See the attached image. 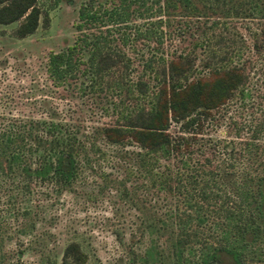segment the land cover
Returning a JSON list of instances; mask_svg holds the SVG:
<instances>
[{
  "label": "trees",
  "instance_id": "1",
  "mask_svg": "<svg viewBox=\"0 0 264 264\" xmlns=\"http://www.w3.org/2000/svg\"><path fill=\"white\" fill-rule=\"evenodd\" d=\"M126 1L119 0V8L102 10L94 0H86L77 9L76 31L81 33L85 23L100 21L101 11L114 21H124ZM177 1L194 9L190 0ZM261 1L250 0V12L264 18ZM39 18L42 23L47 21L37 0H0V24L17 23L12 31L16 38L33 33ZM138 31L136 36L146 39L157 35L155 30ZM259 33L264 44V25ZM90 35L78 34L71 45L48 53L45 72L53 85L73 78L82 64L89 84L105 69L108 56L103 50L108 42L100 34ZM82 50L85 60L79 56ZM115 55L127 59L122 53ZM181 59H169L165 76H154L146 110L140 107L132 118L123 116L126 124L102 127L98 134L112 145H135L140 150L135 152L139 157L136 171L149 175L159 190L171 193L172 205L150 226L154 232L169 227L175 234L173 264H264V108L258 105V115H243L254 100L253 82L249 83L241 63L217 65L190 78L189 67ZM145 65L149 68V62ZM132 89L142 97L148 86L137 80ZM232 100L239 118L229 113L225 127L228 132L234 130V137L199 136L203 123L221 109L227 113L224 109ZM51 115L0 116V226L5 231L16 227L14 234L0 236V259L2 241L11 240V235L22 246L42 234L50 235L42 227L25 240L19 238L37 228L28 217L54 218L55 212L48 209L60 202L58 194L83 180V170L92 166L91 157L101 153L88 136H78L70 124ZM170 126L177 130L171 133ZM241 132L246 133L244 139ZM155 253L150 246L134 260L150 264ZM22 254L23 250H17L6 264H18ZM59 264H88L87 256L77 242L69 241L62 248Z\"/></svg>",
  "mask_w": 264,
  "mask_h": 264
},
{
  "label": "rangeland",
  "instance_id": "2",
  "mask_svg": "<svg viewBox=\"0 0 264 264\" xmlns=\"http://www.w3.org/2000/svg\"><path fill=\"white\" fill-rule=\"evenodd\" d=\"M249 1L190 0L194 6L190 9L177 0H127L124 21H114L101 11V20L85 23L79 33L74 27L77 9L86 0H37L47 21L42 23L39 18L30 35L16 38L12 31L17 23L0 24V116L44 118L52 114L70 124L78 136H88L101 151L91 157L92 166L83 170V180L58 194L60 202L48 209L55 212L54 218L28 217L37 228L19 238L25 240L42 227L50 235L42 234L23 246L11 235V240L2 241L0 264H6L17 250H23L18 264H59L62 248L69 241L80 245L88 264H138L135 257L141 258L150 246L156 252L150 264H173L175 234L169 227L154 232L150 226L172 205L171 193L159 190L149 175L136 171L139 157L135 152L140 150L135 145L109 144L98 131L126 124L123 116L132 118L140 107L146 110L154 76H165L166 63L177 56L189 67L190 78L217 65L241 63L249 83L253 82L254 100L243 115H258V105L264 108V44L259 33L264 18L250 12ZM93 4H100L102 10L120 7L119 0H94ZM137 30H155L157 35L146 39L136 36ZM78 34L106 38V67L89 84L82 74L86 66L79 65L73 78L55 86L45 72L47 55L71 45ZM121 53L127 59L115 55ZM81 55L85 60L86 51ZM137 80L147 84L145 96H135L132 87ZM233 103L228 102L227 113L221 109L214 119L205 121L199 136L233 138L234 130L228 132L225 127L229 113L239 118ZM176 130V126L169 128L171 133ZM241 133L244 139L246 133ZM15 230L0 226V236L5 238Z\"/></svg>",
  "mask_w": 264,
  "mask_h": 264
}]
</instances>
